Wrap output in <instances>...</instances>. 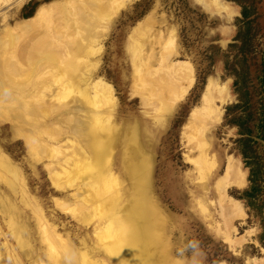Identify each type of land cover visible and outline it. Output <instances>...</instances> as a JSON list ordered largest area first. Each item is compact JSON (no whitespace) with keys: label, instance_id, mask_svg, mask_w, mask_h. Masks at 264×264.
Wrapping results in <instances>:
<instances>
[{"label":"rangeland","instance_id":"obj_1","mask_svg":"<svg viewBox=\"0 0 264 264\" xmlns=\"http://www.w3.org/2000/svg\"><path fill=\"white\" fill-rule=\"evenodd\" d=\"M63 1L0 0V38L5 39L2 35L4 27L31 19L37 9H47L51 4H61ZM82 1L73 0L69 7H65L69 11L68 16L72 14L70 17H74L69 19L72 24L82 11L85 16L88 14L89 19L83 18L82 12V17L76 20L77 25L73 24L79 29L70 31V37L65 35L68 42L62 36L60 41L64 44L41 53L37 50L41 44L36 43L34 46L37 48L31 50L32 53L13 56V63L6 55L3 58L5 62L2 60L0 63V80H9L4 82L2 90L4 88L9 94L7 98L15 97L0 98H3L0 101V264H126L121 260L123 249L120 252L119 246L127 245L129 235L135 229L132 226L134 222L133 225L141 223L136 228L137 232L145 231L140 246L146 250V258L153 264H264V247L257 241L259 221L238 199L248 188V172L235 151L237 130L228 125L225 118L226 108L236 104L237 100L232 88L233 79L224 70V54L232 61L236 52L228 46L234 43L238 20L242 18L241 7L244 5L252 10L253 38L247 63L254 87H251V94L254 93L258 81H254L252 76H263L259 70L262 71L260 68L264 65V0H219L235 9L232 17L206 10L195 0ZM209 1L213 3L214 0ZM99 7H104L103 11ZM96 11L99 14L102 12L101 15L97 14L99 17ZM78 12L79 15H75ZM24 16L29 18L24 19ZM94 16L98 19H94ZM79 18L88 21L81 22ZM43 20L39 21L41 28L47 25ZM87 22L91 24L87 26ZM37 34L42 36L43 32ZM13 37L15 41L19 40L17 36ZM79 42L80 46L83 43L86 47L89 43L87 48L90 46V51L86 52L85 47L79 48ZM74 44L77 49L73 47ZM66 45H70L69 49ZM62 46H66L67 52L74 53L76 57L69 56ZM36 52L41 55L38 56ZM80 53L82 56H77ZM28 56L32 61H24ZM73 58L79 61L72 62L75 61ZM40 59L41 62L50 60L53 66H47L49 61L46 65L37 62L38 68L35 60L40 62ZM14 60L21 61L19 63L25 66L22 71L32 70L28 73L17 71L20 68L14 65ZM185 62L191 74L183 66ZM49 67L51 70H47ZM5 68H12L13 71H9V74ZM4 71L11 76L6 77ZM182 77L193 79L192 84H186L189 81ZM83 79L90 87L97 80L109 85L113 92L110 100L113 98L114 103L108 104V99L104 101L109 94L105 93L104 96L102 90L86 88ZM208 82L217 89L227 85L230 94V100L220 107L221 119L212 125H206L207 120H201L202 117L197 120L199 114L202 116L204 113L201 96ZM212 93L213 97L217 95L216 90H212ZM254 99L257 100L258 96ZM212 103L213 107L218 106L217 100ZM24 104H30L34 110ZM89 104L94 106L90 107ZM192 112H196L195 122L198 126L195 119H190ZM201 122L203 125H200ZM91 126L99 129L98 132ZM199 132L208 145L207 164L199 161ZM112 133L113 138L110 136ZM92 135L99 137L101 151L100 146L94 147L91 143ZM85 137L89 139L84 140ZM107 143L112 144L108 145L109 150ZM259 144L263 183L264 143ZM92 149L94 154H91ZM90 154L94 157L90 158ZM229 156L242 164L246 171V185L242 189L227 188L223 200L213 187L222 176ZM67 159H70L68 166L65 165ZM99 161L104 167L100 166L102 163ZM210 164L213 168L207 171ZM78 165L82 168L81 171L78 168L79 174L75 168H71ZM63 169L69 174H64ZM83 169L93 172L89 173L92 178L88 181L82 178L88 173ZM97 172L100 175L103 173L99 180L96 178ZM136 174L141 181L130 180L131 175L137 179ZM93 179L97 183L91 185ZM52 180H58L59 185ZM131 182L141 185L131 187ZM100 191L103 193L100 194ZM113 194L117 196L116 199ZM112 199L118 204L114 213L120 219L113 215L109 224H105L102 217L107 213V205ZM230 199L237 201L241 207L231 204ZM112 231L115 234L113 239L118 240L120 245H115L119 247L118 250L110 251L105 249V243L113 242L110 239Z\"/></svg>","mask_w":264,"mask_h":264},{"label":"bare ground","instance_id":"obj_2","mask_svg":"<svg viewBox=\"0 0 264 264\" xmlns=\"http://www.w3.org/2000/svg\"><path fill=\"white\" fill-rule=\"evenodd\" d=\"M71 1L73 2V0H67V2H66V0H65V2L62 4L61 2V4H56V3H53V4H51L47 9H43V8H39V9H37L36 10V12L34 13V15H33V17L31 18V19H28V20H24V21H21V22H19V23H16V24H14V26H6V27H4L3 29H2V35H4L5 36V39H1L0 38V57L2 58H0L1 59V62L0 63H2V60H3V58L5 59V56L7 55L8 56V59L10 58H12L13 56H15V55H24V54H29V52L30 53H32L31 52V50H34L35 51V49L37 48V46L35 45L34 46V44H36V43H39V44H41L40 45V49H39V47H38V51H40V53H41V51L43 52H46V51H48L50 48H58V47H60V45L61 44H64L63 42H61L60 40H61V38H62V36L64 37L65 35H68L69 37L71 36V35H69L70 34V31H74L75 30V32H76V28H77V26H74V25H77L76 23V20L78 19V17L80 16V17H82L81 15H83L84 14V12H83V14H82V12L80 13L81 15H79V12H78V14L76 13L75 15H79L78 17H77V19H75V23L73 22V24H72V22L69 20L71 17V15L70 16H68V10H66L67 8H65V7H69V5L71 4ZM80 1V0H79ZM82 1V0H81ZM87 1V0H86ZM89 1V0H88ZM97 1V0H96ZM102 1V0H101ZM197 3H199V4H201V5H203V7L206 9V10H210V11H212V12H216V13H218L219 15H226V16H228V17H232L233 15H235V9L234 8H232L229 4H225V3H222V2H220L219 0H214V1H212L213 3H210V1L209 0H195ZM70 2V3H69ZM83 2L84 1H82V4H83ZM105 2V1H104ZM74 3H77V1H75ZM74 3H73V5H74ZM97 3V2H96ZM107 3V2H106ZM69 4V5H68ZM90 4V3H89ZM100 5H104V4H100ZM88 6V5H87ZM95 6H97L96 4H95ZM43 7V6H42ZM71 8V7H70ZM83 8V7H82ZM88 8V7H87ZM95 8V7H94ZM102 8V7H101ZM104 8V7H103ZM102 8V9H103ZM17 9H18V7H17ZM99 9H100V7H99ZM102 9H100V10H102ZM97 10V9H96ZM73 11V10H72ZM85 11V13H86V10H84ZM87 11H91V10H89V9H87ZM103 11V10H102ZM74 12H76V11H74ZM101 12V11H100ZM89 13V12H88ZM102 13V12H101ZM101 13L99 14V12L98 11H96V16L97 17H99V15H101ZM91 14V13H90ZM89 14V16H91ZM94 14V13H93ZM92 14V15H93ZM94 14V15H95ZM97 14H99V15H97ZM59 16V17H58ZM84 16H85V14L83 15V18H84ZM87 16H88V14H87ZM87 16H85L86 18H87ZM55 17H57V18H55ZM42 18H44V20H45V22H47V25L45 26V24H44V27L43 28H41V26L42 25H40L39 24V21L40 20H42ZM56 19V20H54L55 22H54V24H53V19ZM74 18V17H73ZM73 18H71V19H73ZM86 18H85V20H82L81 18H79V21H81V22H84V21H88V20H86ZM90 19H92L91 17H89ZM49 20V22L47 21V20ZM51 19V20H50ZM81 19V20H80ZM94 19H96L95 18V16H94ZM93 19V20H94ZM98 19V18H97ZM96 19V20H97ZM43 20V21H44ZM92 21V20H91ZM44 22V23H45ZM93 22H95V20L93 21ZM49 23V24H48ZM88 23V25L87 26H89L91 23L90 22H87ZM40 25V26H39ZM53 25V26H52ZM84 25V24H83ZM34 26V27H33ZM79 26V25H78ZM80 26H81V24H80ZM79 26V27H80ZM83 27V26H82ZM84 28V27H83ZM82 28V29H83ZM43 29V30H42ZM79 28H77V30H78ZM82 29H80V31L79 32H81V30ZM43 32V35L42 36H40L39 34H37V33H39V32ZM74 32V33H75ZM87 32V31H86ZM78 33V32H77ZM90 33V32H89ZM18 34V35H17ZM79 35H80V33H78ZM74 35V34H73ZM73 35H72V37H73ZM84 35H85V33H84ZM83 35V36H84ZM87 36H88V34H86ZM90 35V34H89ZM3 36V37H4ZM13 36H17L18 38H19V40H17V41H15L14 40V37ZM35 36H39V38H37L36 39V37ZM67 36V37H68ZM77 36V34L75 33V37ZM2 37V38H3ZM66 37V36H65ZM65 38V40L66 39H68V38ZM75 37H74V41H75ZM80 37V36H79ZM85 37V36H84ZM83 38V37H82ZM87 38V37H86ZM89 39H90V37H88ZM64 39V38H63ZM69 39H71V38H69ZM76 39L78 40L79 38H77L76 37ZM70 42L71 41H73V40H69ZM83 41V40H82ZM90 41V40H89ZM65 42V41H64ZM66 42H68L67 40H66ZM87 42H88V39H87ZM87 42H86V44H87ZM161 42V41H160ZM82 43V42H81ZM84 43H85V41H84ZM91 43V42H90ZM71 44H73V42L71 43ZM75 44H77V43H75ZM75 44L73 45V47L75 46ZM79 44V45H78ZM77 44V46H80V42ZM82 46H80L79 48H81V47H85L84 48V50L86 51V50H88V49H90V46H89V48H87L88 47V45H89V43H88V45H87V47L86 46H84V44L82 43L81 44ZM68 48L67 49H69V46L70 45H66ZM66 46H64V48H63V46H62V48H63V50L65 49L66 50V52H67V49H66ZM72 47V45H71V48H73ZM74 48H76L77 49V47H74ZM82 49V48H81ZM36 50V51H37ZM137 50V49H136ZM84 51V52H85ZM90 50H88V51H86V52H89ZM27 52V53H26ZM55 52V51H54ZM70 53L72 52L71 50L69 51ZM73 52H75L74 50H73ZM81 53L83 52V51H80ZM83 52V53H84ZM36 53H39V52H36ZM38 54V56H40L41 54ZM68 53V52H67ZM81 53L80 54H78L77 56H79V55H81ZM134 53H135V51H134ZM34 54V53H33ZM45 54V53H44ZM69 54V53H68ZM67 54V55H68ZM136 54V53H135ZM32 55V54H31ZM51 55V54H50ZM49 55V56H50ZM53 55V54H52ZM56 55H59V54H56ZM72 55V57L75 55L74 53L73 54H69V56H71ZM84 55V54H83ZM91 55V54H90ZM90 55H88V56H90ZM30 56V55H29ZM28 56V58H26V59H24V57H23V59H24V61L25 60H27V62L30 60V57ZM37 56V57H38ZM55 56V55H54ZM60 56H62V55H60ZM68 56V57H69ZM82 56V55H81ZM85 56V55H84ZM165 56V55H164ZM72 57H71V59H72ZM74 57H76V55L74 56ZM21 58V57H20ZM33 58H35V56H33ZM62 58V57H61ZM143 58V57H142ZM165 58V57H164ZM16 59V58H15ZM29 59V60H28ZM54 59H56V58H54ZM70 59V58H69ZM75 61H72V62H78L79 61V59H81L80 57H79V59L78 58H73ZM141 58L139 57V59L138 60H140ZM12 60V59H11ZM10 60V61H11ZM16 60H18V59H16ZM16 60H14L15 62H16ZM22 60V59H21ZM52 60H53V58H52ZM63 60V59H62ZM65 60V59H64ZM68 60V59H67ZM143 60V59H142ZM148 60V59H147ZM167 60V59H166ZM6 61H7V59H6ZM24 61H23V63H24ZM30 61H32V60H30ZM29 61V62H30ZM36 61V63L38 62L40 65H41V63H42V65H46V63L48 62L49 63V65H47V66H50V65H52V63L50 62V60H46V61H43V62H41V59H40V62H39V60H35ZM61 61V60H60ZM81 61V60H80ZM3 62H5V60H3ZM19 62H21V61H19ZM19 62H16V63H14V65L16 66V67H19L20 69H17V71L18 70H20L21 71V73L22 72H26L27 70H25V71H22L23 69H24V67H23V64H21V63H19ZM34 62V61H33ZM55 62H57L58 63V61H55ZM63 62H65V61H63ZM143 62V61H142ZM144 62H147L146 60L144 61ZM7 63V62H6ZM12 63H13V60H12ZM37 63V64H38ZM44 63V64H43ZM67 63V62H66ZM181 63V62H180ZM187 62H185V64H183V66H186V69L188 70V72H189V74H191V70H190V68H189V66L186 64ZM9 65L11 64L10 62L8 63ZM34 64V63H33ZM37 64H35V66H37ZM39 64H38V68H39ZM143 64V63H142ZM4 65H6V64H4ZM8 65V66H9ZM14 65L13 64H11V66H12V68L14 67ZM145 65V67H146V64H144ZM178 65V64H177ZM182 65V64H181ZM181 65H179L178 67H181ZM7 66V65H6ZM20 66H22V67H20ZM33 65H30V67H32ZM34 66V67H35ZM53 66V65H52ZM51 66V67H52ZM68 67H69V65H67ZM137 66V65H136ZM15 67V68H16ZM27 67H29V65L27 66ZM44 67V66H43ZM51 67H49L47 70H51L50 68ZM64 67V66H63ZM73 67V66H72ZM135 67V66H134ZM138 67V66H137ZM178 67H176V68H178ZM11 68V69H12ZM59 68V67H58ZM4 69V68H3ZM10 69V68H9ZM9 69H7L6 70V68H5V71H7L9 74L13 71V69L11 70H9ZM36 68H34L33 70H35ZM29 70H32V69H30L29 68ZM28 70V71H29ZM43 70H45V68L43 69ZM75 70V69H74ZM140 70V69H139ZM3 72L4 74H6V77H10V76H7V73L6 72ZM9 71H11V72H9ZM28 71H27V73H28ZM36 71H38V70H36ZM67 71V70H66ZM73 71V70H72ZM186 71V70H185ZM33 72H35V71H33ZM45 72H47V71H45ZM53 72V71H52ZM75 72V71H74ZM85 72V71H84ZM18 73V72H17ZM20 73V72H19ZM31 73V72H30ZM29 73V74H30ZM56 73V72H55ZM68 73V72H67ZM76 73V72H75ZM45 74V73H44ZM70 74V73H69ZM85 74V73H84ZM12 75H13V73H12ZM33 76V75H32ZM80 76L81 75H79V78H80ZM181 76H183V75H181ZM185 76V75H184ZM192 76V75H191ZM67 77H68V75H67ZM70 77V76H69ZM72 77V76H71ZM4 78V77H3ZM60 78V77H59ZM58 78V79H59ZM79 78H77V79H79ZM183 78H186V80H187V82L188 83H186V84H189V86L192 84V81H193V79H188V77H182V79ZM2 79V78H1ZM54 79V78H53ZM63 79V78H62ZM87 79V78H86ZM145 79V78H144ZM5 80V79H4ZM8 80V79H7ZM7 80H5V81H7ZM54 80H56V79H54ZM82 80V79H81ZM140 80V79H139ZM185 80V81H186ZM1 81V80H0ZM3 81V80H2ZM0 82V98L1 97H6L7 98V94L8 93H6L5 91H4V88H3V90H2V86L4 87V82L5 81H3V82ZM74 81H76V80H74ZM8 82H9V80H8ZM12 82V81H11ZM45 82V81H44ZM83 82H85V86H86V88H88V89H90V88H93L94 90H99L100 89V91L102 90L103 92V95L105 94V93H107V94H109L108 95V97L106 96V99H104V97H103V99H104V101L105 100H107V103L109 104V102H111L110 104L112 105L114 102H113V98H111L112 100H110V97H112L110 94L111 93H113L112 92V90H111V87L109 86V85H107V84H105V83H103L102 81H100V80H97V81H95L94 83H91V87H90V84H87V81L85 80L84 81V79H83ZM93 82V81H92ZM6 83V82H5ZM60 83V82H59ZM68 83V82H67ZM70 83V82H69ZM72 83V82H71ZM70 83V84H71ZM143 83V82H142ZM10 84V83H9ZM74 84V83H73ZM76 84V83H75ZM6 85V84H5ZM22 85V84H21ZM33 85H34V83H33ZM32 85V86H33ZM55 85V84H54ZM53 85V87H55ZM77 85H78V83H77ZM7 86V85H6ZM15 86H17V85H15ZM20 86V85H19ZM39 86H41V85H39ZM59 85H57V88L59 89V87H58ZM36 87V86H35ZM38 87V86H37ZM36 87V88H37ZM43 87V86H42ZM41 87V88H42ZM63 87L64 86H62L61 87V89H63ZM99 87V88H98ZM29 88H32L31 86L29 87ZM39 88V87H38ZM40 88V89H41ZM56 88V89H57ZM66 88V87H65ZM7 89V88H6ZM9 89V88H8ZM57 89V90H58ZM18 91H19V89H17ZM67 90V89H66ZM212 90H216V92H217V95L215 96V97H213L212 96ZM218 90V91H217ZM17 91V92H18ZM29 91H31L30 89H29ZM28 91V92H29ZM40 91H42V90H40ZM50 91V90H49ZM55 91V90H54ZM186 91V90H185ZM97 92V91H96ZM146 92V91H145ZM183 93H184V91H182ZM35 93V92H34ZM93 93H95L94 91H93ZM97 93H100V92H97ZM168 93V92H167ZM29 94V93H28ZM41 94V93H40ZM9 95V94H8ZM100 95H102L101 93H100ZM99 95V96H100ZM184 95V94H183ZM211 95V96H210ZM30 96V95H29ZM105 96V95H104ZM180 96V95H179ZM181 96H182V93H181ZM2 98V99H3ZM11 98H15V97H13V96H11ZM10 98V96H9V98H7V99H11ZM32 98V97H31ZM98 98V97H97ZM96 98V99H97ZM1 99V100H2ZM16 99H17V96H16ZM45 99V98H44ZM58 99V98H57ZM100 99H102V98H100ZM0 100V101H1ZM5 100V99H4ZM13 100H15V99H13ZM18 100V99H17ZM56 100V99H55ZM84 101H85V99H83ZM214 100H217V103H218V106L217 107H213L214 105H212L213 103V101ZM230 100V94H229V90H228V87H227V85H224V86H222L221 88L219 87L218 89L216 88V86L213 84V83H211V82H208L207 84H206V86H205V89H204V92H203V95L201 96V102H202V105H203V107L201 108L203 111H204V113L203 114H205V118H204V115L202 114V116H200V114H199V116H198V118H197V120H199V117L201 118H204V119H202L201 118V120H207V123H206V125H212L213 123H215V122H218L220 119H221V110H220V107L222 106V105H224L227 101H229ZM101 101V100H100ZM5 102H6V100H5ZM8 102H10V101H8ZM23 102H25V101H23ZM29 102V101H28ZM26 103V102H25ZM86 102H84V103H82V104H85ZM95 103V102H94ZM101 103V102H100ZM104 103V102H103ZM6 104V103H5ZM10 104V103H9ZM14 104H16V103H14ZM27 104V103H26ZM59 104V103H58ZM79 105V106H83V105ZM87 104H88V102H87ZM29 106H30V104H28ZM28 105H25L24 104V106H28ZM60 105V104H59ZM77 105V104H76ZM90 105V104H89ZM89 105H87V106H89ZM98 105V104H97ZM18 106V105H17ZM22 106V105H21ZM28 106V107H29ZM94 105H90V107H93ZM100 106H101V104H100ZM100 106H98L97 108H100ZM103 106H105L106 107V105L105 104H103ZM110 106V105H109ZM108 106V107H109ZM6 107V106H5ZM4 107V108H5ZM23 107V106H22ZM27 107V108H28ZM90 107H89V109H90ZM96 107V106H95ZM94 107V108H95ZM107 107V108H108ZM114 107V106H113ZM29 108H32L33 110H34V108L33 107H29ZM38 109L37 110H39V107H37ZM43 109V108H42ZM42 109H40V110H42ZM96 109V108H95ZM25 110H27V109H25ZM31 110V109H30ZM33 110H31V112H33ZM73 110V109H72ZM76 110V109H75ZM87 110V109H86ZM85 110V111H86ZM96 110H98V109H96ZM100 110H102V109H100ZM104 110V109H103ZM107 110V109H106ZM108 110H109V108H108ZM111 110H112V108H111ZM43 111V110H42ZM56 111H58L57 109H56ZM66 111V110H65ZM80 111V110H79ZM39 112V111H38ZM81 112V111H80ZM107 112H110V111H107ZM22 113H24V112H22ZM27 113V115H29V112H26ZM17 114V113H16ZM31 114L32 113H30V116H31ZM41 114V113H40ZM39 114V115H40ZM50 114V113H49ZM18 115V114H17ZM16 115V116H17ZM21 115V114H20ZM19 115V116H20ZM27 115H24L25 117L27 116ZM43 115H44V113H43ZM46 115V114H45ZM75 115H78V113L77 114H75ZM90 115V114H89ZM29 116V117H30ZM51 116V115H50ZM65 116V115H64ZM40 117V116H39ZM38 117V118H39ZM45 117V116H44ZM196 117H197V115H196V112H192L191 113V115H190V119L192 120V119H195L194 120V122L195 121H197L196 120ZM7 118V117H6ZM23 118H21V120H22ZM27 120H29V119H27ZM39 120L40 119H38V122H39ZM75 120H77V119H75ZM200 120V121H201ZM199 121V122H200ZM27 122V121H26ZM69 122V121H68ZM79 122V121H78ZM24 123V122H23ZM43 123V122H42ZM81 123V122H80ZM191 123V122H190ZM34 124H36V123H34ZM61 124V123H60ZM70 124H73V123H70ZM79 124V123H78ZM77 124V127H79V125ZM195 124H196V122H195ZM37 125V124H36ZM95 125V124H94ZM100 125H102V124H100ZM197 125V124H196ZM200 125H203L202 124V122H201V124ZM205 125V124H204ZM205 125V126H206ZM73 126H74V124H73ZM90 126V125H89ZM104 126V125H103ZM103 126H102V128H103ZM106 126V125H105ZM110 126V125H109ZM193 126V125H192ZM191 126V127H192ZM198 126V125H197ZM31 126H29V128H30ZM37 127V126H36ZM72 126L70 125V128H71ZM91 127H93V126H91ZM90 127V128H91ZM101 127V126H100ZM188 127V126H187ZM195 127V126H194ZM200 127H202V126H200ZM35 128V127H34ZM68 128V127H67ZM73 128V127H72ZM105 128V127H104ZM110 128V127H109ZM199 128V127H198ZM42 129V128H41ZM74 129V128H73ZM93 129H97V128H94L93 127ZM92 128H91V130L94 132V130H93ZM98 130L99 129H97V130H95L96 132H98ZM108 131L107 132H109V129H107ZM111 130V129H110ZM196 130V129H195ZM203 130V129H202ZM205 130V129H204ZM55 131V130H54ZM73 131V130H72ZM78 130H76V132H77ZM100 131H101V128H100ZM194 131V130H193ZM199 131V130H198ZM32 132V131H31ZM35 132H36V130H35ZM43 132V131H42ZM67 132H69L70 133V131H68L67 130ZM74 132V131H73ZM87 132V131H86ZM95 132V133H96ZM112 132V131H111ZM201 132V131H200ZM199 132V133H200ZM205 132V131H204ZM23 133V132H22ZM40 133V132H39ZM44 133V132H43ZM81 133V132H80ZM102 133H104V132H99V134H102ZM106 133V132H105ZM110 133V132H109ZM202 133V132H201ZM200 133V134H201ZM42 134V133H41ZM68 134V133H67ZM72 134V133H71ZM76 134H78V133H76ZM90 134H93V133H90ZM114 133H112V135H110L112 138L114 137V135H113ZM38 135V134H37ZM95 135V134H94ZM94 135H92V136H90V137H92L91 138V143L93 144V146L95 147L96 145H98V146H100V144H98V142H99V137H97V136H94ZM107 135H109V134H107ZM106 135V136H107ZM39 136V135H38ZM42 136V135H41ZM50 137H51V135H49ZM67 136V135H66ZM78 136V135H77ZM105 136V135H104ZM109 136V137H110ZM201 137H200V145L198 146V149H199V158H200V162H202V161H204L206 164H207V162H208V159H207V151H208V145H207V143L206 142H204L203 141V139H201V138H203L202 137V134L200 135ZM52 137H53V135H52ZM68 137H69V135H68ZM74 137V136H73ZM84 137V136H83ZM82 137V138H83ZM86 137H88V136H86ZM85 137V138H86ZM103 137V136H102ZM36 138V137H35ZM38 138V137H37ZM54 139H55V137H53ZM67 138V137H66ZM72 138V137H71ZM75 138V137H74ZM193 138V137H192ZM48 139V138H47ZM77 139V138H76ZM87 139H89V138H86V139H84V140H87ZM109 139V138H108ZM107 139V140H108ZM50 140H52V138L50 139ZM67 140H69V139H67ZM75 140V139H74ZM57 141V140H56ZM70 141V140H69ZM69 141H67V142H69ZM72 141H73V139H71V142L70 143H72ZM89 141V140H88ZM110 142H111V140H109ZM194 141V140H193ZM66 142V141H65ZM75 142V141H74ZM87 142V141H86ZM35 143V142H34ZM64 143V142H63ZM103 143V142H102ZM114 143V142H113ZM198 143V142H197ZM68 144V143H67ZM41 145V144H40ZM90 145V144H89ZM103 145H105V142H104V144ZM108 145H111L112 146V144H108L107 143V147L106 148H108V150L110 149L109 147H108ZM30 146V145H29ZM74 146V145H73ZM102 146V145H101ZM101 146L99 147V149L101 148ZM38 147V146H37ZM50 147V146H49ZM105 147V146H104ZM104 147H103V149H104ZM50 149V148H49ZM102 149V148H101ZM101 149H100V151H101ZM94 150H97V148H94ZM107 150V151H108ZM33 151V150H32ZM100 151L98 150V152L100 153ZM71 152V151H70ZM94 151H93V149H92V151H91V154L93 153ZM95 153V152H94ZM93 153V154H94ZM136 153V152H135ZM90 154V158H91V156H93V155H91ZM72 155V157H73V154H71ZM70 155V156H71ZM37 156V155H36ZM64 156V155H63ZM105 156V155H104ZM103 156V157H104ZM109 156V155H108ZM130 156V155H129ZM134 156V155H133ZM136 156H137V154H136ZM62 157V156H61ZM65 157V156H64ZM72 157H71V159H72ZM94 157V156H93ZM96 157H98V156H96ZM66 158V157H65ZM108 158V157H107ZM130 158V157H129ZM103 159L104 158H102L101 160L103 161ZM109 159V158H108ZM108 159H105V161L107 160V162H109V160ZM98 160V159H97ZM197 160V159H196ZM202 160V161H201ZM212 160V159H211ZM70 162V159H67L66 160V166H68V164H67V162ZM193 161V160H192ZM199 161H198V164H199ZM213 161V160H212ZM211 161V162H212ZM93 163H94V160L92 161ZM99 162H101V161H99ZM4 163V162H3ZM102 163V162H101ZM193 163V162H192ZM205 163H203L204 164V166L206 165ZM214 162H212L211 164H213ZM64 164V163H63ZM87 164V163H86ZM92 164V163H91ZM193 164H195V163H193ZM211 164H210V166H208L207 168H208V170L207 171H210L209 170V168L210 169H212L213 168V166H212V168H211ZM72 165H73V163H72ZM104 164L102 163V165H100V166H102V167H104L103 166ZM214 165V164H213ZM242 164L240 163V161L238 160V159H234V158H232V157H228L227 159H226V162H225V166H224V169H223V173H222V176L220 177V178H218L217 179V182L215 183V185H214V187H213V190H215V192H217V195H218V197H221L222 199L224 198L225 199V190L227 189V188H230V187H233V188H237V189H242L243 187H245V185H246V171L242 168V166H241ZM98 166V165H97ZM110 166V165H109ZM207 166V165H206ZM7 167V166H6ZM90 167V166H89ZM89 167H88V169H89ZM198 167V166H197ZM8 168V167H7ZM71 168H75V171H77L78 172V168L80 169V171L82 170V168H81V166L80 165H78L77 167H71ZM97 168V167H96ZM110 168V167H109ZM128 168V167H127ZM206 168V167H205ZM206 168V169H207ZM87 169V168H86ZM85 169V170H86ZM133 169V168H132ZM136 169V168H135ZM199 169H200V167H199ZM84 170V169H83ZM84 170V171H85ZM5 171V170H4ZM83 171V172H84ZM93 171H97L96 169H94ZM133 171H135V170H133ZM137 171V170H136ZM82 172V173H83ZM86 172H88L87 170H86ZM100 172V171H99ZM63 173L64 174H69V172L66 170V169H63ZM90 172H88V173H85L86 175H83L82 176V174H81V176H82V178H83V180H87V179H89L90 177L92 178V176L90 175V174H92L93 172H91L90 174H89ZM145 173V172H144ZM200 173H202V172H200ZM199 173V174H200ZM78 174H79V172H78ZM84 174V173H83ZM96 174V173H95ZM103 174V173H102ZM100 175L98 172H97V179H98V177H100L101 178V176H103V175ZM107 174H109V173H107ZM203 174V173H202ZM204 174H206V173H204ZM94 175V174H93ZM130 175V174H129ZM135 175V174H134ZM130 176V178H132V179H130V180H138V181H141V179L139 180V176L137 175L136 176V178L137 179H133V177L135 178V176ZM96 176V175H95ZM109 176V175H108ZM207 176H208V174H207ZM106 177V176H105ZM143 177V176H142ZM141 177V178H142ZM107 178V177H106ZM96 179V180H97ZM203 179V178H202ZM94 180V179H93ZM99 180V179H98ZM88 181V180H87ZM92 181V180H91ZM103 181V180H102ZM115 181H116V179H115ZM52 182H56V183H58V180H52ZM51 182V183H52ZM84 182H86V181H84ZM105 182V181H104ZM112 182V181H111ZM133 182V181H132ZM131 182V187L132 186H137V185H139L137 182H135V183H132ZM96 184L97 182H95V180L91 183L90 182V184L92 185V184ZM137 183V184H136ZM141 183H143V182H141ZM53 184V183H52ZM87 184H88V182H87ZM58 185H59V183H58ZM141 185V184H140ZM87 186V185H86ZM111 186V185H110ZM90 187V186H89ZM101 187V186H100ZM96 188V187H95ZM134 189L136 188V187H133ZM105 190H106V188H104ZM112 190H113V188H112ZM210 190V189H209ZM104 191V190H103ZM116 191V190H115ZM114 191V192H115ZM142 191V190H141ZM138 192H140V191H138ZM137 192V193H138ZM103 192H101L100 191V194H102ZM106 193V192H105ZM147 193H148V191H147ZM109 194V193H108ZM108 194H107V197H108ZM112 194V193H111ZM97 195V194H96ZM113 195H115V194H113ZM113 195H112V197H113ZM138 195V194H137ZM149 195V194H148ZM91 196V195H90ZM94 197V196H93ZM100 197V196H99ZM110 197H111V195H110ZM116 195H115V199H116ZM137 197V196H136ZM143 197H145V195L143 196ZM147 198H148V196H146ZM101 198V197H100ZM138 198V197H137ZM220 198V199H221ZM88 199H89V197H88ZM94 199V198H93ZM118 199V198H117ZM140 199V198H139ZM223 199V200H224ZM87 200V199H86ZM101 200L102 201H104V199H102L101 198ZM228 200V199H227ZM106 201H107V199H106ZM112 202H113V204L111 205V203L110 204H108L107 206H108V210H107V213H105V215L103 214V216L104 217H102L104 220H105V224L106 223H108V221L111 219V218H113V215H114V217H118V214L116 215L115 213H116V211L115 210H117L118 209V204L117 203H115L114 201H113V199L111 200ZM132 202L134 201V200H131ZM139 201H141V200H139ZM147 201V200H146ZM89 202V201H88ZM108 202V201H107ZM107 202H106V204H107ZM221 202V201H220ZM230 202H232L231 204H233V205H235V206H238V208H240L241 206H240V204L236 201V202H234V201H232L231 199H230ZM95 203V202H94ZM228 204H229V200H228V202H227ZM87 204V203H86ZM91 204H92V202H91ZM135 204H136V202H135ZM217 204H219L218 203V201H217ZM90 205V204H89ZM94 205V204H93ZM101 205V204H100ZM109 205H110V207H109ZM102 206V205H101ZM225 206V205H224ZM96 207V206H95ZM104 207V206H103ZM222 207V206H221ZM228 207V206H227ZM90 208V207H89ZM99 208V207H98ZM101 208V207H100ZM124 208V207H123ZM123 208L121 209V210H123ZM237 208V210H238V212L240 213L241 211H239V209ZM104 209V208H103ZM221 209H223V208H221ZM225 209V208H224ZM120 210V211H121ZM126 210V209H125ZM237 210L235 211V212H237ZM114 211H115V213H114ZM124 211V210H123ZM122 211V212H123ZM128 211V210H127ZM124 213H126V211L124 212ZM138 213V212H137ZM135 214V213H134ZM129 215V214H128ZM136 215V214H135ZM138 215V214H137ZM234 215H235V213H234ZM237 215V214H236ZM242 215V214H241ZM121 216V215H120ZM237 216H239V215H237ZM126 217H129V216H126ZM125 217V218H126ZM119 218V217H118ZM132 218H133V215H132ZM120 219V218H119ZM113 220V219H112ZM128 220H129V218H128ZM100 221H102V220H100ZM114 221V220H113ZM130 221L132 222V221H134L133 219H130ZM129 221V222H130ZM137 221H139V220H137ZM117 222V221H116ZM135 223V222H134ZM133 223V224H134ZM109 224V223H108ZM112 224V223H111ZM110 224V225H111ZM132 224V223H131ZM132 224V226L133 227H135V229H133L134 231H132L133 233H131V235H129L130 234V230H128L129 231V233L127 234V235H129L130 237H129V239H128V241H127V245L124 247H121V246H119L118 248H119V250H120V252L122 251V249H123V253H122V256H121V260L124 262V263H126V264H153V262H151L150 263V261H149V259H147L146 257H147V253H146V250L142 247V246H140V243L142 242V239H143V237H142V235H144V232L142 233V232H137L136 231V228H138L139 227V225L141 224H139L138 225V222H136V224L137 225H133ZM141 226V225H140ZM110 228H112V227H110ZM131 230H132V228H130ZM116 230V229H115ZM146 230V229H145ZM114 231V230H113ZM111 232V234H110V239H113L114 237L113 236H115V234H114V232ZM141 231H143V230H141ZM124 234V233H123ZM117 236V235H116ZM121 236V235H120ZM119 236V237H120ZM101 237V236H100ZM105 237V236H104ZM128 237V236H127ZM226 237H227V235H226ZM118 239V238H117ZM127 239V238H126ZM123 239H121L120 241H122ZM224 240H226V239H224ZM228 241H229V239H227ZM113 242L112 243H109L108 242V244H106L105 243V249H109L110 251L111 250H113V249H116L117 248V246H115L116 244L117 245H120V244H118V243H120L118 240H116V239H113L112 240ZM117 241V242H116ZM111 242V241H110ZM122 243V242H121ZM231 244V243H230ZM118 248H117V250H118ZM110 251H108V252H110ZM115 252V251H114ZM111 254V253H110ZM116 255H118V254H116ZM120 260V261H121ZM82 261H83V259H82ZM84 262V261H83Z\"/></svg>","mask_w":264,"mask_h":264},{"label":"trees","instance_id":"obj_3","mask_svg":"<svg viewBox=\"0 0 264 264\" xmlns=\"http://www.w3.org/2000/svg\"><path fill=\"white\" fill-rule=\"evenodd\" d=\"M251 14L250 8L244 5L241 7L242 18L238 20L237 34L234 43L228 46L229 49L236 51L232 61L224 54V70L233 79L232 88L237 100L236 104L226 108L225 118L228 119L227 124L237 130L235 151L248 172V188L238 199L258 219L260 232L257 241L264 247V182L262 183L261 179L263 164L259 155V142L264 143V65H261L262 71L259 70L263 76H252L254 81H258V85L251 94V87L253 89L254 87L247 63L253 38ZM257 96L258 99L255 100Z\"/></svg>","mask_w":264,"mask_h":264}]
</instances>
